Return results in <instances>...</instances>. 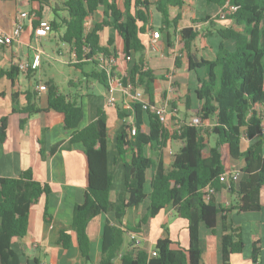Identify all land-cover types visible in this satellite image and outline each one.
<instances>
[{
	"label": "trees",
	"instance_id": "obj_1",
	"mask_svg": "<svg viewBox=\"0 0 264 264\" xmlns=\"http://www.w3.org/2000/svg\"><path fill=\"white\" fill-rule=\"evenodd\" d=\"M29 2L39 6L28 17L33 30L42 22L45 4L41 0ZM205 3L220 10L225 3L236 8L232 12L224 10L229 26L216 27L214 20H221L219 16L193 21V24L209 23L221 40L214 59L191 61L188 67L189 71L205 69V78L199 79V87L194 92L196 114L202 121L213 122L207 133L213 138V145L210 146L207 138L195 127L183 125L179 130H169L166 124L159 122L157 114L144 111L139 105L132 104L130 110L116 105L121 129L115 136V160L118 159L123 168L125 191L115 201L111 199L113 178L108 167V116L105 111L98 108L96 119L80 129L83 95H64L56 83L49 80L43 84L46 105L39 107L36 91L28 90L21 94L17 90L14 74L20 72L18 66L2 72L11 84L12 113L26 117L43 115L46 128L61 125L69 137L67 142L59 143L41 155L49 157L54 152L74 146L79 147L86 158L87 185L82 203L74 206L71 223L79 254L86 262L90 260L88 223L102 214L115 213L119 226L104 224L99 260V264H113L120 253L125 233L131 230L121 221L125 210L139 206L146 198L148 206L142 223L171 205L187 223L188 248L172 249L169 239H159L154 246L156 256L151 257L134 248L121 254L120 264H200L201 225L211 233L221 226V264H230V256L241 253L243 249L239 229L227 223L214 196L208 202L204 201L203 191L207 186L213 187L216 193L222 189L229 190L235 194L231 209L238 214L257 213L261 209L259 196L264 191V137L260 118L264 112V0H205ZM183 4V0H65L50 7L53 18L48 23L50 31L59 34L58 42L65 44L73 56L74 62L69 66L82 72L87 90L91 82L107 89L106 67L100 59L118 58V52L113 47L112 38L101 45L100 33L106 28L112 29L121 39L124 58L134 56V61L127 62L130 63L127 78L143 89L153 105L154 88L161 77L144 62L142 36L153 31L150 14L156 12L161 17L158 31L173 29L179 36L175 55L178 68L182 58H190L193 42L199 35L194 25L177 29L179 14L170 18V11L181 10ZM99 10L102 12L101 20L88 31L87 22ZM167 36V47L171 48L173 42L169 33ZM227 41L233 42V50L226 48L224 42ZM84 66H90L88 72L83 71ZM27 73L29 75L31 71ZM68 85L76 90L82 89L80 78L69 80ZM20 95L24 96L23 105L18 103ZM189 106L187 98L186 110L190 109ZM24 123V119L20 120V125ZM133 128L135 134L131 135ZM6 130L7 118L3 117L0 119V144L5 141ZM177 140L182 142V146L173 155L170 169L166 170L164 151L170 142ZM243 140L251 143L242 150ZM222 150L230 159L244 162L240 180L229 186L219 182V176L226 171ZM146 185L150 189L148 194L145 193ZM51 193L50 185L35 181L30 170L22 171L14 178H0V264H19L12 243L26 236L31 206L42 197L48 198ZM43 214L48 221L46 204ZM59 243L67 250L70 235L60 231ZM252 253V261L256 263L259 253L255 245Z\"/></svg>",
	"mask_w": 264,
	"mask_h": 264
},
{
	"label": "crops",
	"instance_id": "obj_2",
	"mask_svg": "<svg viewBox=\"0 0 264 264\" xmlns=\"http://www.w3.org/2000/svg\"><path fill=\"white\" fill-rule=\"evenodd\" d=\"M41 1L45 4L42 22H48L53 18L50 7L54 6L55 3L60 5L65 0ZM183 2L181 10L172 9L170 11V18L179 14L180 19L177 23V29L194 25L196 30L199 31V35L193 42L190 58H182L178 68L175 66V55H177L178 51L177 41L179 36L176 32L174 34L173 29L162 32L158 31V27L161 26V19H159L160 24L155 26L154 15H157L156 12H151L150 22L153 28L152 32H158L159 34L157 48L152 50L149 47L152 32H148L142 36V41L145 45L144 62L149 69L161 77L154 88V104L168 105L176 113L169 112L167 116L166 127L169 130H174L178 124L182 126L186 125L194 115L193 110L195 107L193 103L197 104L194 92L199 87V79L205 78V69L201 68L189 71L190 62L196 63L200 59H214L221 42L209 23L195 22L193 24L194 20L200 21L206 17L216 19L220 8L215 5L206 4L205 0H183ZM38 7L34 8L29 0H0V33H8L12 29L13 22L18 14H27V17L24 19L23 31L18 40L14 41L8 48L0 47V119L3 117L7 118L5 141L0 144V178H14L22 171L30 170L35 181L48 184L52 188V193L48 198L42 197L37 204L31 206L27 234L21 239H15L12 243V249L18 255L19 264H43L47 261H52L54 264H99L100 237L104 224L108 222L111 225L119 226L115 213L108 212L102 214L88 223L86 232L90 240V260L89 262L84 261L79 254L75 233L71 229V223L74 206L82 203L87 185L86 158L80 148L74 146L67 150L54 152L49 157L41 155V153L45 154L49 152L53 146L67 142L69 137L64 134L61 125L55 124L46 128V125L43 123V115L26 117L25 115L12 113L11 84L7 76L5 74L2 75V72H8L11 68H16L19 63L31 61L33 55L38 50L41 52L38 69L41 68L42 55L45 53L37 45H40L42 39L45 37L37 39L33 35L31 22L28 18L30 12L37 10ZM101 18L102 12L99 10L94 14L93 19L87 22V30L89 31L92 25L100 21ZM220 21L214 20L216 27L222 25ZM229 25L230 23L228 22L225 26ZM167 33L170 34L173 42L171 48L167 47ZM51 34L49 33L46 37ZM108 38L114 39L113 47L118 53H121L122 42L120 37L112 29L106 28L100 33L101 45H105ZM224 45L227 48V42H224ZM61 47L58 49L59 56H62L65 51L64 49L67 48L66 45H61ZM67 53L69 54L68 50ZM69 56L73 59L72 55L69 54ZM132 61H134V56H131ZM73 62L74 60H71L67 65ZM129 66L130 63H123L121 60H118L117 71H127ZM182 67L186 69V72L180 74L182 70L180 68ZM38 69L35 72L31 71L29 75L28 73L17 72V74H14V80L17 82L19 93L23 94L28 90L36 91L39 96L38 105L39 107H44L46 105L45 92H38L36 87L43 85L46 81L35 78ZM35 81H39L40 83L36 84ZM169 82L172 83V87L175 90L174 93H168L167 91ZM90 86L93 87L92 82ZM89 89L85 93L80 91V95H83L82 98L87 99V106L83 108V99L81 98V105L84 110L83 117L86 116V118L85 123L82 124L80 122L79 128L86 127L96 119L98 108L103 109L108 116V138L110 137L109 144H111L108 150L111 163H108V167L113 178L111 199L115 201L125 191L123 168L120 161L118 159L115 160L116 152L114 144L115 136L121 129L117 121L115 107L116 105L122 107L124 98L117 93L115 95V104L107 106L104 88L99 98L90 96ZM145 96L148 98L146 94ZM187 98L190 100L189 110H186ZM193 98L194 102L191 103V99ZM18 103L23 105V95L18 97ZM23 119L25 123L20 125V120ZM109 121H111V124H108ZM203 125L205 127L203 137L206 138L210 123L209 121H203ZM259 138L262 139V137ZM179 142L182 146V142ZM243 142L246 146L242 144V150L251 143L246 140H243ZM173 155L174 153L169 152L168 158L166 151H164L166 170L170 169ZM226 158V162L223 160L226 171L240 170L244 165L243 160L235 161L228 156ZM149 191V186L146 185L145 193L148 194ZM214 200L223 209V215L227 223H232L234 227L239 229L243 242L241 253L230 256V264H264V191H261L259 196L261 209L257 213L238 214L232 210L235 194H232L227 189L217 192L214 195ZM45 204L47 205L48 221L44 219L43 214ZM147 206L148 198L139 206L125 210L121 221L124 226L131 230L125 233L120 253L113 260V264H120L119 256L132 248V242L129 238L130 233L140 238L138 250L144 251L148 255L154 252L155 243L159 239H169L172 249L188 248L187 223L176 213L175 209L169 205L160 211L157 216L142 223ZM60 231H65L70 235V244L67 250L63 249L59 243ZM221 232V226H217L214 233H211L203 225L199 227L200 264H221ZM253 245H255V249L259 253L256 257V263L252 261Z\"/></svg>",
	"mask_w": 264,
	"mask_h": 264
},
{
	"label": "built area",
	"instance_id": "obj_3",
	"mask_svg": "<svg viewBox=\"0 0 264 264\" xmlns=\"http://www.w3.org/2000/svg\"><path fill=\"white\" fill-rule=\"evenodd\" d=\"M228 9L230 12L235 11V7H231L228 5V3H225L223 9L219 12V18L221 20H225L226 13L224 10ZM27 17V14L22 13L18 14L13 22V27L8 33H0V47L8 48L10 47L14 41L18 40V38L21 35V32L24 28V19ZM50 33V25L48 22H41L39 26H37L35 29H33V35L37 38H43L46 37ZM159 39L158 32H152L151 33V41L149 43V47L152 50H155L157 48V40ZM62 46H65V44H61ZM40 58H41V52L38 50L33 55V58L31 61H26L23 63L18 64V68L20 72L27 73L28 71H37V69L40 66ZM118 60H121L123 63H127L131 61V57L124 58L123 54L118 53V58L109 57V58H101L100 61L103 63V65L106 67L107 72V89L105 90V97H106V105L107 106H113L116 102L115 94H120L124 100L122 102V107L125 110H130L131 105H139L140 108L144 111H148L150 113H155L158 116V120L160 123L166 124L167 122V116L170 113H174L175 110L170 109L168 105H151L148 101V98H146L143 89L140 86H137L135 83L130 81L127 78V71L118 72L117 71V65ZM167 77L168 75L165 74ZM38 92H44L45 87L44 85H40L36 87ZM168 93H174L175 90L172 87V83L169 82ZM261 132L264 137V112L261 114ZM190 127H195L196 129H199L201 132V135L204 134L205 127L203 125V121L201 120L200 116L196 113L193 115V117L190 118L189 122L186 124ZM180 124L176 126L174 130H179ZM135 134V129L133 128L131 130V135ZM263 157H264V149H263ZM241 178L240 170H233V171H225L219 176V182L229 186L230 183H237ZM216 194V191L213 187L207 186L205 190L203 191V199L205 202H208L211 197H213ZM129 238L132 242V248L136 249L139 247L140 244V238L133 234H129ZM151 257L156 256L155 252H152ZM120 257V256H119ZM43 264H54L52 261L44 262Z\"/></svg>",
	"mask_w": 264,
	"mask_h": 264
},
{
	"label": "rangeland",
	"instance_id": "obj_4",
	"mask_svg": "<svg viewBox=\"0 0 264 264\" xmlns=\"http://www.w3.org/2000/svg\"><path fill=\"white\" fill-rule=\"evenodd\" d=\"M118 1V0H117ZM32 5L34 6V8L38 7L37 3H32ZM29 9V7H28ZM161 17L159 18V15H154V25L158 26L160 24V20ZM220 21V20H219ZM221 22V26H225L226 24H228V21L226 20H222ZM50 33H52L50 36L45 37L42 39L41 44L37 45V47L41 50L44 51V55H42V59H41V68L38 69L37 74L35 75L36 79H39L41 81H49L52 80L53 82L56 83V85L58 86V89L60 91V93L64 94V95H74V94H80V91L82 93L87 92V89L85 88V80L83 78L82 72L80 70H76L75 68H73L72 66L67 65L72 59V57L69 56V54L67 53V48H63L65 51L62 54V56L58 55V49L62 48L61 47V43L58 42V33L52 32L50 31ZM60 33H62V31H60ZM227 48L228 50H233L234 45L232 41H227ZM84 72H88L90 69V66H84L83 68ZM182 69L180 71V74H183L186 72V69L184 67L180 68ZM77 78H80V80L82 81V89L76 90L75 88L69 87L68 82L69 80L73 79V80H77ZM93 87L90 86L89 89V93L90 96L93 97H100L101 93L103 92V87L98 84L97 82H92ZM79 91V92H78ZM116 95V94H115ZM90 98V97H87ZM83 99V108L87 106V99ZM196 100V99H195ZM43 101V100H42ZM194 102V98L191 99V103ZM195 109L193 110V113H196L197 110V104L193 103ZM84 113V110H83ZM85 117H83V120L81 121V123H85ZM80 123V124H81ZM210 123V127L208 129V132H210L211 127L213 126V122L209 121ZM79 124V126H80ZM108 124H111V121H109ZM110 136V133H109ZM110 138V137H109ZM206 138L209 142V145L212 146L213 145V138L211 136H209L208 134H206ZM177 142V143H176ZM244 142H243V146H244ZM111 145V144H109ZM246 146V144H245ZM181 147V143L179 141H174L172 142L166 151V154L168 155L169 158V152H172L174 154H176L178 152V150ZM222 154L223 156H228L226 151L222 150ZM223 157L224 162H226L227 158ZM109 159V156H108ZM109 164L111 163V158L108 160Z\"/></svg>",
	"mask_w": 264,
	"mask_h": 264
},
{
	"label": "water",
	"instance_id": "obj_5",
	"mask_svg": "<svg viewBox=\"0 0 264 264\" xmlns=\"http://www.w3.org/2000/svg\"><path fill=\"white\" fill-rule=\"evenodd\" d=\"M194 61H196V60L194 59Z\"/></svg>",
	"mask_w": 264,
	"mask_h": 264
}]
</instances>
